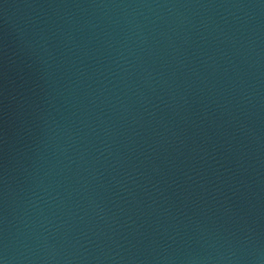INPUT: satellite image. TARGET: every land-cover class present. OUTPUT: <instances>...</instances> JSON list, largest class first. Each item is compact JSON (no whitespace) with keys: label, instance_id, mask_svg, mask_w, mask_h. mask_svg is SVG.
<instances>
[{"label":"water","instance_id":"1","mask_svg":"<svg viewBox=\"0 0 264 264\" xmlns=\"http://www.w3.org/2000/svg\"><path fill=\"white\" fill-rule=\"evenodd\" d=\"M0 264H264V0H0Z\"/></svg>","mask_w":264,"mask_h":264}]
</instances>
